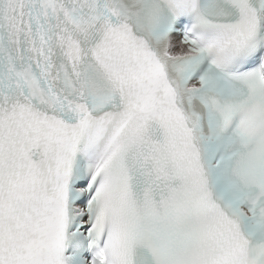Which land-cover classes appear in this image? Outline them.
<instances>
[{
  "label": "snow or ice",
  "instance_id": "snow-or-ice-1",
  "mask_svg": "<svg viewBox=\"0 0 264 264\" xmlns=\"http://www.w3.org/2000/svg\"><path fill=\"white\" fill-rule=\"evenodd\" d=\"M0 264H264V0H0Z\"/></svg>",
  "mask_w": 264,
  "mask_h": 264
}]
</instances>
